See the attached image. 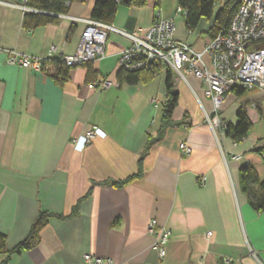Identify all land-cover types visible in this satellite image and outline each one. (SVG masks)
Segmentation results:
<instances>
[{"label": "crops", "instance_id": "crops-1", "mask_svg": "<svg viewBox=\"0 0 264 264\" xmlns=\"http://www.w3.org/2000/svg\"><path fill=\"white\" fill-rule=\"evenodd\" d=\"M95 1L73 0L57 22L28 30L23 0H0V47L47 58L44 72L33 73L6 64L0 53V233L6 237L0 264H83L84 254L114 264H157L152 219L171 232L164 264H223L225 258L264 264V212L253 209L240 187L247 164L264 179V93L226 95L223 120L236 123L242 107L252 122L235 143L205 121L212 103L204 85L171 70L178 105L161 129L166 69L147 83L118 82L120 55L131 43L114 32L100 60L69 69L60 82L55 61L75 52L85 28L73 18H91ZM177 8V0L120 5L110 25L135 32L159 16L175 18L176 40L201 50L211 23L188 33ZM51 46L56 51L49 55ZM100 78L111 86L88 88ZM93 128L102 133L84 145ZM181 143L191 154L181 152ZM43 212L53 216L38 243L14 253Z\"/></svg>", "mask_w": 264, "mask_h": 264}, {"label": "built area", "instance_id": "built-area-1", "mask_svg": "<svg viewBox=\"0 0 264 264\" xmlns=\"http://www.w3.org/2000/svg\"><path fill=\"white\" fill-rule=\"evenodd\" d=\"M19 8L24 12L36 13V10L26 6V0H23ZM229 10L231 16L227 29L209 40L201 50L176 40L175 18L159 16L148 29L135 32H126L92 18H73L74 21L84 24L83 35L75 52L61 55L58 60L69 68L100 60L104 56L109 34L117 33L131 43L120 55V68L138 71L148 68L152 63H158L162 69L169 68L184 80L186 74L194 76L204 85V95L212 103V109L204 113L205 121L215 133L223 132L226 122L221 114L227 94L235 88L260 90L264 93V48L255 45L264 38V0H234ZM183 12L182 8H177V13ZM55 51L56 47L51 46L49 55ZM0 53L6 55L5 63L8 65L19 66L33 73H42L45 70L47 58L30 56L3 47H0ZM110 86L111 81L103 78L88 84L89 89L100 91ZM101 133L96 128L86 131L83 135L84 145L90 144ZM179 148L184 155L192 152V147L187 143H181ZM148 231L154 239L152 248L158 254L157 264H164L171 232L156 219L149 222ZM250 252L256 256L251 247ZM83 264L114 262L112 259L84 254ZM223 264H233V261L225 258Z\"/></svg>", "mask_w": 264, "mask_h": 264}, {"label": "trees", "instance_id": "trees-1", "mask_svg": "<svg viewBox=\"0 0 264 264\" xmlns=\"http://www.w3.org/2000/svg\"><path fill=\"white\" fill-rule=\"evenodd\" d=\"M73 0H26V6L36 10V13L27 12L24 27L28 30H33L41 26L55 23L58 21V16L66 15L69 11V4ZM178 7L182 8L185 15V26L187 31H196L203 21L210 22L211 25L207 29L206 34L209 39H214L220 32H224L229 23L231 16L230 4L234 0H226L221 5L222 0H177ZM147 0H96L91 12V18L106 24H112L117 9L122 6H145ZM257 47L264 48V38L259 40ZM57 66L56 79L60 82L67 78L69 67H65L58 59L55 61ZM90 64V63H89ZM87 64V65H89ZM161 65L152 63L148 68L138 71H129L121 68L116 78L120 83L135 85L140 82L147 83L154 79L161 72ZM165 87L167 98L163 105V124L162 128L169 126L172 121V115L178 105L179 95L174 91L172 72L169 68L166 69ZM235 94L244 92L242 89H233ZM236 123H226L224 128L225 135L233 142L240 143L246 137L252 128V122L249 119L246 111L240 107L236 113ZM140 177V173L129 177L123 181L113 183L114 186H123L131 180ZM240 187L245 193L250 205L256 212H264V179L260 180L255 169L247 164L240 169ZM53 214L43 212L40 217L32 225L28 237L14 249V253H20L23 250L34 247L39 241L41 230L45 227L48 219ZM6 252V237L0 233V253Z\"/></svg>", "mask_w": 264, "mask_h": 264}, {"label": "rangeland", "instance_id": "rangeland-1", "mask_svg": "<svg viewBox=\"0 0 264 264\" xmlns=\"http://www.w3.org/2000/svg\"><path fill=\"white\" fill-rule=\"evenodd\" d=\"M224 1H226V0H222V1H221V5L224 4V3H223ZM180 18H181V15H180ZM176 21H177V20H176ZM163 71H164V69H161V72H163ZM161 72H160V73H161ZM174 75H177V74L174 73ZM177 78L181 79V77H179L178 75H177ZM183 83H184L185 87L188 88V86L186 85V83H185V82H183Z\"/></svg>", "mask_w": 264, "mask_h": 264}]
</instances>
